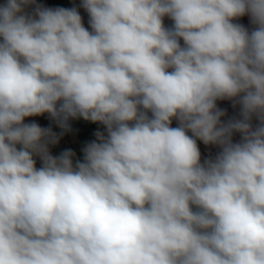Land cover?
I'll list each match as a JSON object with an SVG mask.
<instances>
[{"label":"clouds","instance_id":"9594fccd","mask_svg":"<svg viewBox=\"0 0 264 264\" xmlns=\"http://www.w3.org/2000/svg\"><path fill=\"white\" fill-rule=\"evenodd\" d=\"M80 7L0 5V264H264V0Z\"/></svg>","mask_w":264,"mask_h":264},{"label":"rangeland","instance_id":"374dc122","mask_svg":"<svg viewBox=\"0 0 264 264\" xmlns=\"http://www.w3.org/2000/svg\"><path fill=\"white\" fill-rule=\"evenodd\" d=\"M5 2H6V0H0V5L4 4ZM37 3L42 4L45 7H51V8H56V7H64V8L77 7L79 12H80V15L82 16L84 26L86 28L89 27V25H88V19H89L88 18V14L82 7H80V0H37ZM164 22H165L166 26H170L171 23H172L167 18H165ZM236 22L243 24L245 27H247L249 29L252 27L251 24H250V19H249L248 16L241 17ZM181 43H182V41H181ZM217 103H218V107H220L222 109H225L227 111V117L226 118H229V117H232V116L238 114L239 109L238 108L234 109L232 107L231 102H229V101H218ZM31 122H36L41 127H45V128L51 127L54 132H56L59 129V127L55 124L54 121H52L48 117L47 114H45L43 116L28 118V123H31ZM175 126H176V122L173 121V127H175ZM239 139H240L239 134H235L234 135V140L238 141ZM198 144H199V147H200V150H201V153H202V158L208 157L209 154L214 156L216 154V152L218 151L217 148L205 146L202 142L198 141Z\"/></svg>","mask_w":264,"mask_h":264},{"label":"crops","instance_id":"0c3cea01","mask_svg":"<svg viewBox=\"0 0 264 264\" xmlns=\"http://www.w3.org/2000/svg\"><path fill=\"white\" fill-rule=\"evenodd\" d=\"M28 123V118L25 120ZM69 130L63 132L59 143L50 147L52 155L58 156L65 150H72L75 153L74 159L83 160V149L86 144L96 139L95 133L97 131H104L102 125L94 124L81 119H72L69 121ZM62 132H55L58 135ZM41 166V162L37 158V167Z\"/></svg>","mask_w":264,"mask_h":264},{"label":"trees","instance_id":"16d2710c","mask_svg":"<svg viewBox=\"0 0 264 264\" xmlns=\"http://www.w3.org/2000/svg\"><path fill=\"white\" fill-rule=\"evenodd\" d=\"M56 132H59V129Z\"/></svg>","mask_w":264,"mask_h":264}]
</instances>
